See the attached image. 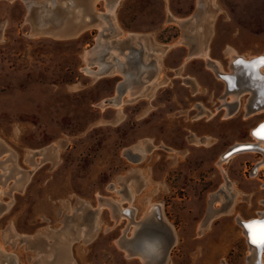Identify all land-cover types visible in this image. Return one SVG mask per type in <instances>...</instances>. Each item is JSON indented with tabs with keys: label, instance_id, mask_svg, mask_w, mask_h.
I'll return each instance as SVG.
<instances>
[{
	"label": "rangeland",
	"instance_id": "374dc122",
	"mask_svg": "<svg viewBox=\"0 0 264 264\" xmlns=\"http://www.w3.org/2000/svg\"><path fill=\"white\" fill-rule=\"evenodd\" d=\"M28 1L0 0V264H148L117 241L155 203L144 228L172 235L166 264L247 262L237 217L264 211V152L220 156L257 142L264 111L246 115L245 93L228 115L181 22L202 9L192 33L229 71L234 53L264 55V0H71L57 33L40 30L46 1ZM211 201L226 208L201 227Z\"/></svg>",
	"mask_w": 264,
	"mask_h": 264
},
{
	"label": "bare ground",
	"instance_id": "6f19581e",
	"mask_svg": "<svg viewBox=\"0 0 264 264\" xmlns=\"http://www.w3.org/2000/svg\"><path fill=\"white\" fill-rule=\"evenodd\" d=\"M32 1H28L30 6H32ZM49 1H51L52 3H55L56 0H49ZM72 2H73V0H72ZM118 2H119V0H107V6L109 7L110 11L113 10L110 7L113 8L114 6L117 5ZM199 5H200L199 7H202L203 0H200ZM45 10H46V12H49L52 10V7L48 6L47 8H45ZM202 13H203V11L200 8L198 13H195L191 17L186 18L185 20H182L181 23L191 24L189 27L190 31L186 30V34H187L185 36L186 39H188V38L191 39V38L196 37V33H192L194 30V27H195V24H193V23L196 22V24H198V22L201 20ZM109 15L110 14L107 15V12H101L100 16L98 18H104L105 17V18H107V20H110ZM43 19L44 18H42V20ZM95 22H97V21H95ZM41 24H44V21H42ZM103 24L104 23L98 24L99 26H101L100 29H102V30H103V26H104ZM73 26L77 27L78 25L73 24ZM77 28H80V26H78ZM104 28H106V27H104ZM192 51H194V50H192ZM197 51H198V49H197ZM197 51L194 52V54H190V55L191 56L206 57L207 66L212 68L214 73L216 74V76L219 79L223 80V82L225 84L224 93L222 94L221 97L225 101L224 106L228 110V115L234 114L239 109L240 100L245 93L249 94L247 97V101L244 105L246 115H251V114H254V113L259 112V111L260 112L264 111V71H263L264 65H261V63H260L261 59L264 58V55L260 57L261 58L260 60L256 61L257 67H259V68L256 71H254V70L252 71V67H250V65H248L249 62H247V61H249V59L251 60L252 58H254L256 56L247 58L244 55H238V54L234 53V54H232V58L230 60V69H229V71H226V70L221 68V66L219 65L218 62L211 59L208 54H202L203 51L202 52L200 51V53H201L200 54ZM92 54H91V51L88 50L87 53L85 54V60L88 61ZM245 60H247L245 62L246 64L242 65V62ZM97 61L98 60H96L95 62H97ZM105 63H106V61L104 63H99L98 64L100 66L99 70H96L93 73L96 75H103L106 72V67H107ZM223 74H225V76H223ZM121 86H122V84H121ZM121 90L122 89L119 88V92ZM133 90H131V93H130L131 97L133 96ZM230 95H231L232 99L227 100ZM121 102H122L121 100L117 101V98L115 99L116 105H117V103H118V105H120ZM102 106H104V103H102ZM253 135L258 139L256 143L255 142H238V143H235L234 145L230 146L228 148V150L234 146L245 144V143H251L252 146L250 148L233 151L227 155H225V153H224L221 159L222 160H228V158L234 154L244 152V151H248V150H254V149H258V150H261L264 152V122L262 124H260L259 127L254 129ZM134 148H136V147H134ZM136 150L138 151V154H141V153H139V150L137 148H136ZM140 152H142V151L140 150ZM258 165L260 167L264 166V159H263V161H261V165H260V162ZM230 184H231V182H230ZM228 186L230 188L232 185H228ZM119 200L117 201L118 203L115 202V204L117 203L118 205H120L121 200L120 201ZM214 204H215L214 201H211L209 212H208L205 220L200 225L201 227L206 225V224L209 225L210 222L212 221L213 217H215L216 213L224 211L226 208L225 202H223V206H221V207H215L216 205H214ZM109 205L112 206L114 204H111V201L109 200ZM106 206L107 205L105 203H101L100 206L98 207V209H99L98 211H100L103 207H106ZM154 206H155V204H154ZM154 206L153 205L149 206V208L145 212L144 218H142V220L135 221V223H134L135 225L133 224L135 226V228H134L135 232H133L132 236H127V235L123 234L118 239L117 242L121 248H123L124 250L127 251L126 254H128V256L129 255H139L142 258V260L148 264H166L172 243L174 242L172 235L166 234L167 236L164 237L162 235L165 232L159 231L158 229H156L154 227L149 228V229L144 228L146 226V224L151 222V218L154 217L151 214L153 212H156L157 209H159L158 204H156L155 207ZM157 206H158V208H157ZM128 210H130V209H125L124 211L128 214V212H129ZM130 215H132V214H130ZM150 215L152 217H150L146 220L145 218L149 217ZM122 216H125V215H122ZM258 217L259 218L257 219V222H264V220H262V217H264V211H262ZM144 219L146 221H144ZM243 220L245 221L247 219H243L242 217H237V221L239 222V224H241L243 226V230L247 236V242L251 248L250 255L248 256V263L247 264H255L257 254L260 252H262L261 256H262V260H263L264 247H262L261 245H259L257 247L254 244L250 243L249 237L252 238V236H250L248 234L250 230L246 227V225H244L242 223ZM86 227H87V225H85V224L82 225L81 232H83V233H84V231L86 232ZM173 236L175 237V234ZM151 242H153L155 244H157L158 242H163V243H162L161 247L158 245H156V247L154 246L155 250H152L151 247L148 248V250H146L144 246H146L148 243H151ZM151 260H154V263H152Z\"/></svg>",
	"mask_w": 264,
	"mask_h": 264
},
{
	"label": "water",
	"instance_id": "95a60500",
	"mask_svg": "<svg viewBox=\"0 0 264 264\" xmlns=\"http://www.w3.org/2000/svg\"><path fill=\"white\" fill-rule=\"evenodd\" d=\"M45 1H46V4H44L45 8H47L49 6V7H52V10L49 12H46V10L43 11V13H42L43 16L41 18H44V19L43 20L39 19V21H44V24L40 23V25H39L40 30L57 33V31L61 27H63V25H64V23L62 21V17L60 16L61 15L60 11L64 10V8H68L69 11L72 10L71 9V3H69V1H71V0H67L65 2H62V0H56L55 3H52L49 0H45ZM65 11H66V9H65ZM100 13L101 12L98 13V17L100 16ZM98 17H97V19H98ZM80 19L82 20L81 23H78V22H80L79 19L74 21L75 22L74 24L80 26L78 32L81 31L83 28L87 27L89 25L90 21H92V20L89 21V19H85V18L84 19L80 18ZM71 30H67V31H71ZM67 31L65 32V34H67V35L76 34V33H70L69 34V32H67ZM261 56H263V55L259 54L258 56L252 58L251 60L249 59V61H247L248 60L247 59V60L242 62V65L246 64L245 62L247 61V62H249L248 65H250V67H252V71L253 70L256 71L259 68V67H257L256 61L260 60ZM225 74H223V76H225ZM251 146H252L251 143H245V144L234 146L231 149H229L228 151H226L225 155H227L233 151H237V150H241V149H248ZM258 218L259 217H251L250 219H247L245 221L243 220L242 223L244 225H246V227L250 230L248 233L250 236L253 237V234H255L257 236V238L264 239V223H260V224H254L253 223V222H257ZM262 220H264V217H262ZM249 225H251V227H249ZM249 241H250V243L254 244L257 247L260 245V244L253 243L252 238H250V237H249ZM261 254H262V252L257 254L255 264H264ZM247 263H248V259H247V262H245L244 264H247Z\"/></svg>",
	"mask_w": 264,
	"mask_h": 264
},
{
	"label": "crops",
	"instance_id": "0c3cea01",
	"mask_svg": "<svg viewBox=\"0 0 264 264\" xmlns=\"http://www.w3.org/2000/svg\"><path fill=\"white\" fill-rule=\"evenodd\" d=\"M186 41H187L186 43L190 46V49H192V50H193V49H196V50L193 51L192 54H194V52H196L197 49H198L197 52H199V53H200V51H201V52L203 51L202 46H201V47L198 46L200 43H199V39H198L197 37H194V38H191V39L188 38ZM192 43H193V44H192ZM198 47H199V48H198ZM207 48H208V47H207ZM190 49H189V51H190ZM199 49H200V50H199ZM192 50H191L190 52H192ZM190 52H189V53H190ZM203 52H204V51H203ZM125 54H128V52H126ZM200 54H201V53H200ZM203 54H208V52L206 51V52L203 53ZM153 72H155V71L153 70ZM153 76H154V75H153ZM144 86H146V84H144L143 87H144ZM143 87H141L140 89H143ZM133 89H134L133 92L136 91V88H133ZM140 89H138V90H140ZM127 90L131 91V89H127ZM240 108H241V105H240ZM240 108H239V109H240ZM237 111H238V110H237ZM237 111H236V112H237ZM237 143H238V142H237ZM224 153H225V152H224ZM224 153H223V154H224ZM223 154L220 156L221 158H222ZM230 157H231V156H230ZM230 157H229V158H230ZM221 158H220V160H222ZM263 180H264V179H263ZM227 184L229 185L230 182L228 181ZM213 197H214V196H213ZM214 198H216V197H214ZM104 199H105V198H104ZM106 199H109V198H106ZM110 200H111V199H110ZM115 202H116V201H115ZM111 203H112V204H115L113 200H111ZM100 204H101V203H100ZM156 204H159V203H155V205H156ZM215 204H217V203H215ZM153 206H154V205H153ZM128 209H129V208H128ZM134 209H135V207L132 208V211H133ZM128 211H130V210H128ZM154 215H156V214L153 212V216H154ZM150 226L152 227V225H150ZM165 235H166V233H165ZM1 261H3L1 264L6 263V262H5L6 259H3V260H1Z\"/></svg>",
	"mask_w": 264,
	"mask_h": 264
},
{
	"label": "snow or ice",
	"instance_id": "6c2138e0",
	"mask_svg": "<svg viewBox=\"0 0 264 264\" xmlns=\"http://www.w3.org/2000/svg\"><path fill=\"white\" fill-rule=\"evenodd\" d=\"M260 63H261V65H264V58L261 59ZM253 223L254 224H260V223H264V222H253ZM249 227H251V225H249ZM252 242L255 244H260L262 247H264V239L257 238V236L255 234H253Z\"/></svg>",
	"mask_w": 264,
	"mask_h": 264
},
{
	"label": "flooded vegetation",
	"instance_id": "af4514ba",
	"mask_svg": "<svg viewBox=\"0 0 264 264\" xmlns=\"http://www.w3.org/2000/svg\"><path fill=\"white\" fill-rule=\"evenodd\" d=\"M257 169H259V167H258V166L255 168V172L257 171ZM228 200H229V199H228ZM228 200H227V201H228ZM227 201H226V202H227Z\"/></svg>",
	"mask_w": 264,
	"mask_h": 264
}]
</instances>
